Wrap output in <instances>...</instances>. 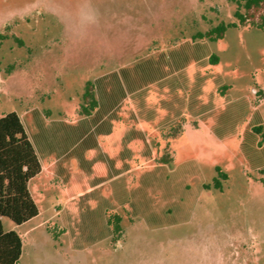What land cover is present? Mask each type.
Listing matches in <instances>:
<instances>
[{"label": "rangeland", "instance_id": "obj_1", "mask_svg": "<svg viewBox=\"0 0 264 264\" xmlns=\"http://www.w3.org/2000/svg\"><path fill=\"white\" fill-rule=\"evenodd\" d=\"M241 2L0 0V117L20 114L44 166L41 213L3 219L18 264H264V0ZM172 52L191 61L126 91L122 68ZM98 79L117 103L86 115Z\"/></svg>", "mask_w": 264, "mask_h": 264}, {"label": "trees", "instance_id": "obj_2", "mask_svg": "<svg viewBox=\"0 0 264 264\" xmlns=\"http://www.w3.org/2000/svg\"><path fill=\"white\" fill-rule=\"evenodd\" d=\"M242 0H237L240 4ZM263 0H244V6L251 8L259 6ZM241 22L247 20L246 15L239 10L235 12ZM238 23L220 22L206 32H197L195 38L207 37L212 41L223 38L225 31L229 27H236ZM199 55L193 60L201 58ZM172 57L174 60L171 61ZM219 56L216 53L210 55L212 63L219 62ZM191 60L184 58L178 60L175 58V52L161 57L159 60L136 65L132 69L122 68L120 71L121 81L126 87V91L134 93L150 84L159 82L166 78L175 69L184 68ZM174 65V66H173ZM175 68V69H174ZM133 76V77H132ZM101 79L88 81L84 91L85 103L81 106L82 113L92 114L96 109L101 108V97L105 101L109 100L110 95L105 91L100 83ZM100 83V84H99ZM100 88V89H99ZM124 94V92H123ZM111 107L116 105L117 99L112 96ZM253 130L261 133L264 137L263 125H255ZM181 130H177L173 136H177ZM164 160H167L164 158ZM170 161V159H169ZM218 176L227 179L228 175L216 166ZM42 171V163L39 153L32 141L24 121L19 113L11 111L0 117V264H18L23 253V239L16 230L6 231L3 224V218L9 217L16 224H23L36 217L40 210L35 201L29 182ZM219 177L216 178L217 186L221 187ZM122 217L114 215V229L121 230Z\"/></svg>", "mask_w": 264, "mask_h": 264}, {"label": "crops", "instance_id": "obj_3", "mask_svg": "<svg viewBox=\"0 0 264 264\" xmlns=\"http://www.w3.org/2000/svg\"><path fill=\"white\" fill-rule=\"evenodd\" d=\"M39 157H40V156H39ZM40 160H41V159H40ZM41 163H42V170H43V169H44L43 162L41 161ZM41 172H42V171H41ZM41 172H40V173H41ZM40 173H39V174H40ZM39 174H38V175H39ZM38 175H37V176H38ZM37 176H35V177H37ZM35 177H34V178H35ZM34 178H32V179H34ZM32 179H31V180H32ZM31 180H30V182H31ZM30 182H29V188H30ZM30 190H31V189H30ZM31 193H32V191H31ZM32 195H33V193H32ZM33 197H34V195H33ZM34 199H35V198H34ZM35 201H36V200H35ZM39 210H40V212H39V214H40V213H41V209L39 208ZM39 214H38V215H39ZM3 219H4V218H3ZM5 230H6V229H5ZM6 231H8V230H6Z\"/></svg>", "mask_w": 264, "mask_h": 264}]
</instances>
